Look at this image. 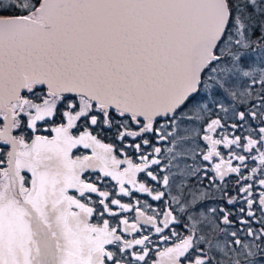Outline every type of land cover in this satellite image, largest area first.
<instances>
[{
	"label": "snow or ice",
	"instance_id": "obj_1",
	"mask_svg": "<svg viewBox=\"0 0 264 264\" xmlns=\"http://www.w3.org/2000/svg\"><path fill=\"white\" fill-rule=\"evenodd\" d=\"M0 264H264V0H0Z\"/></svg>",
	"mask_w": 264,
	"mask_h": 264
}]
</instances>
